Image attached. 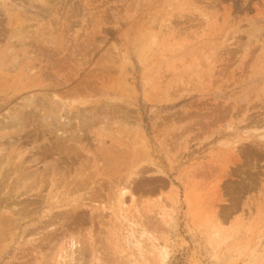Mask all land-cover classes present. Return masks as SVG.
Listing matches in <instances>:
<instances>
[{
    "label": "rangeland",
    "instance_id": "obj_1",
    "mask_svg": "<svg viewBox=\"0 0 264 264\" xmlns=\"http://www.w3.org/2000/svg\"><path fill=\"white\" fill-rule=\"evenodd\" d=\"M0 264H264V0H0Z\"/></svg>",
    "mask_w": 264,
    "mask_h": 264
}]
</instances>
